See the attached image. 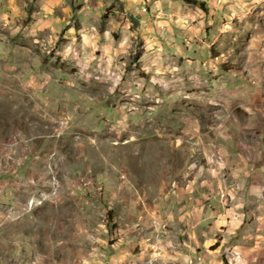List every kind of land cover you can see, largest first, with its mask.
Masks as SVG:
<instances>
[{"label": "rangeland", "instance_id": "374dc122", "mask_svg": "<svg viewBox=\"0 0 264 264\" xmlns=\"http://www.w3.org/2000/svg\"><path fill=\"white\" fill-rule=\"evenodd\" d=\"M197 1L0 0V264H264V0Z\"/></svg>", "mask_w": 264, "mask_h": 264}, {"label": "crops", "instance_id": "0c3cea01", "mask_svg": "<svg viewBox=\"0 0 264 264\" xmlns=\"http://www.w3.org/2000/svg\"><path fill=\"white\" fill-rule=\"evenodd\" d=\"M253 51L252 52L255 53V56L257 57V59L253 60L252 64H254V65L253 66L251 65L253 67V69H251V70L253 71L254 79L255 80H260L261 77H262V74L264 75V72H262V70H261L262 67H260V65H264V64H262L260 62L261 56L257 52H255L254 49H253ZM251 70H250V72L247 71L249 73V76H250ZM248 85L249 84H245V86H244L245 89H247ZM259 85H260V82H259ZM252 99L254 101V103L252 104L253 108L256 111L260 112L262 115H264V90L262 91L261 87H259V88L257 87L256 91L254 92V95H252ZM243 102L244 103H249L250 101L247 102V98H245ZM252 154H253V152H252ZM260 173H261V171L259 172V175H261ZM261 183H262L261 181H259L257 183L251 182V184H253V188L255 189L256 193L261 194L264 191V186L262 187Z\"/></svg>", "mask_w": 264, "mask_h": 264}, {"label": "trees", "instance_id": "16d2710c", "mask_svg": "<svg viewBox=\"0 0 264 264\" xmlns=\"http://www.w3.org/2000/svg\"><path fill=\"white\" fill-rule=\"evenodd\" d=\"M195 3L198 4L199 2H198L197 0H195ZM202 5H203V4H202ZM202 5H201V6H202Z\"/></svg>", "mask_w": 264, "mask_h": 264}]
</instances>
